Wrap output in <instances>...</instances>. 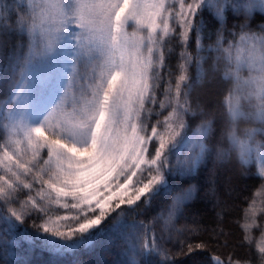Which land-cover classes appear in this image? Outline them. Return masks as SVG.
Listing matches in <instances>:
<instances>
[{
	"label": "snow or ice",
	"instance_id": "6c2138e0",
	"mask_svg": "<svg viewBox=\"0 0 264 264\" xmlns=\"http://www.w3.org/2000/svg\"><path fill=\"white\" fill-rule=\"evenodd\" d=\"M14 2L0 0L5 233L36 213L35 237L27 230L21 236L53 253L87 249L115 232L130 264H169L154 229L136 217L166 196L171 178L195 175L212 152V121L189 134L188 119L196 115L189 69L195 65L199 80L208 60L223 72L230 151L242 165L255 158L264 177V142L256 139L264 136V25L226 31L229 9L251 18L264 13V0H28L15 10ZM205 11L219 25L207 45ZM13 36L5 55V37ZM243 121L260 126L240 133ZM193 198L192 188L172 198L157 217L165 230ZM251 226L243 225L245 239ZM259 252L264 262V245ZM214 264L225 262L216 257ZM227 264L239 262L229 257Z\"/></svg>",
	"mask_w": 264,
	"mask_h": 264
},
{
	"label": "trees",
	"instance_id": "16d2710c",
	"mask_svg": "<svg viewBox=\"0 0 264 264\" xmlns=\"http://www.w3.org/2000/svg\"><path fill=\"white\" fill-rule=\"evenodd\" d=\"M22 6L24 5L19 0L12 3L14 10ZM226 17V31H239V25L248 24L252 31L259 32V26L264 25V13L259 11L247 18L244 14L234 15L229 9ZM6 20L7 14L4 17L5 22ZM204 20L205 34L212 33L211 40H204L207 45L215 41V30L219 25L209 11H205ZM15 43V36L11 40L5 37V55ZM176 62V57L173 56L170 61L173 72L178 71ZM212 63V60H208L203 65L204 75L199 80L196 79L195 65L189 69L194 81L190 99L196 115L188 118L189 134L202 122L212 121V152L195 175L171 178L170 190L166 196L154 201L136 219L154 229L161 247L169 253V264H214L216 257L225 264L229 257L239 264H264L256 245L245 239L243 228L248 209L264 186V178L257 172L255 164L242 165L237 153L230 151L229 129L222 103L225 88L222 83L223 72L213 71ZM6 90L7 81L0 80V97ZM259 126L256 122L243 121L239 124L238 131L243 133L248 128ZM219 149H223L224 154L218 157ZM189 188L193 189L194 198L185 203L181 213L173 221V226L165 230L163 221L157 219L158 215L166 212L175 195ZM37 215L34 213L28 217L25 224L18 225L14 233H5V225L0 220V238L17 242L16 245L0 243V264H130L131 252L127 243L123 236L115 232L101 235L87 249L79 248L64 254H56L43 248L38 239L28 243L21 233L27 230L35 237L36 229L32 225ZM127 220L131 222L132 218L128 217ZM196 245L203 247L197 248ZM140 264L147 262L141 260Z\"/></svg>",
	"mask_w": 264,
	"mask_h": 264
},
{
	"label": "rangeland",
	"instance_id": "374dc122",
	"mask_svg": "<svg viewBox=\"0 0 264 264\" xmlns=\"http://www.w3.org/2000/svg\"><path fill=\"white\" fill-rule=\"evenodd\" d=\"M27 2L28 0H19V3L22 5H26ZM256 139L258 141L264 142V136L262 135L258 134ZM251 164L256 165L257 172L259 173L260 163L256 161L255 158H253ZM57 211H62V210L57 209ZM253 221L254 223H252ZM246 222L252 225L249 232L247 233V235L250 237V239L248 240L252 241L256 245V248L259 250V247L261 245H264V186L261 189V191L256 195L255 200L251 203L244 224Z\"/></svg>",
	"mask_w": 264,
	"mask_h": 264
}]
</instances>
